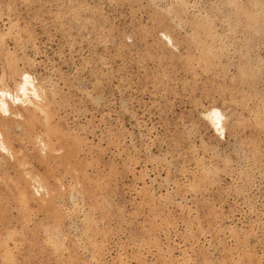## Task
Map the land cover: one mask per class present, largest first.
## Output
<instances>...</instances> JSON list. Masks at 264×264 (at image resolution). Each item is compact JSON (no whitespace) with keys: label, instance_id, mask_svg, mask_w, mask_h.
<instances>
[{"label":"rangeland","instance_id":"obj_1","mask_svg":"<svg viewBox=\"0 0 264 264\" xmlns=\"http://www.w3.org/2000/svg\"><path fill=\"white\" fill-rule=\"evenodd\" d=\"M0 90V264H264V0H0Z\"/></svg>","mask_w":264,"mask_h":264},{"label":"bare ground","instance_id":"obj_2","mask_svg":"<svg viewBox=\"0 0 264 264\" xmlns=\"http://www.w3.org/2000/svg\"><path fill=\"white\" fill-rule=\"evenodd\" d=\"M29 79H30L29 75L24 74L23 82L19 86L20 87L19 88V90H20L19 92L22 94L23 97H26V98L28 97V95L30 93L29 87H30L31 83H30ZM32 91H33V94L35 95L34 90H32ZM8 97L11 99L12 96L8 92L0 90V109H1L0 111L6 112L8 110V104H7V99H9ZM16 100L18 102L19 101L22 102V97L21 96H16ZM211 114H212V116L211 115L210 116H211V120H212L213 125L216 128L220 127V125H222L221 124V118H220L221 115H220V113L217 110H214V111L211 112Z\"/></svg>","mask_w":264,"mask_h":264}]
</instances>
